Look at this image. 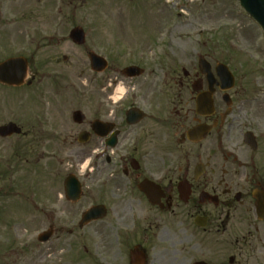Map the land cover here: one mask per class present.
I'll return each mask as SVG.
<instances>
[{"label":"rangeland","instance_id":"1","mask_svg":"<svg viewBox=\"0 0 264 264\" xmlns=\"http://www.w3.org/2000/svg\"><path fill=\"white\" fill-rule=\"evenodd\" d=\"M2 5L3 18L18 16V32L0 42V60L25 56L27 78L34 80L12 90L0 86V125L13 121L22 128L20 135L0 138V264H128L134 244L146 249V264H190L187 248L159 240L149 228L153 216L144 202V217L127 216V195L112 194L107 172L93 178L92 168L104 161L89 154L92 142H77L81 126L71 115L80 110L90 120L101 82L131 64L154 71L166 103L178 91L177 72L196 68L199 55L212 68L222 62L233 73L234 109L239 99H264L260 26L237 0H4ZM23 11L31 13L23 17ZM74 26L85 32L82 45L68 37ZM89 51L107 60L102 73L90 69ZM130 85L129 101L138 91ZM68 172L83 182L75 203L63 196ZM96 204L106 207V216L79 227L80 214ZM49 227L53 235L38 241ZM228 227L208 236L206 262L264 264L263 255L238 256L252 255L254 247L240 249L237 218Z\"/></svg>","mask_w":264,"mask_h":264},{"label":"flooded vegetation","instance_id":"2","mask_svg":"<svg viewBox=\"0 0 264 264\" xmlns=\"http://www.w3.org/2000/svg\"><path fill=\"white\" fill-rule=\"evenodd\" d=\"M3 2L0 42L18 32V16L3 18ZM30 13L23 11L22 16ZM16 56L10 54L0 63ZM146 70L134 77L115 70V76L101 82V99L90 120L84 116L75 123L81 126L78 135L86 139L84 144L92 142L89 154L108 166L105 170L104 164L96 163L93 178L107 172L112 194L127 195V216L144 217V202L153 216L149 228L159 240L187 248L190 264L206 262L208 236L225 233L234 218L240 249L254 247L252 255L245 251L238 256H264V99H239L234 109L215 84L212 106L199 111L196 97L208 91L209 83L198 67H190L177 72L178 91L164 103L162 82ZM30 80L31 84L34 77ZM130 83L138 86L131 101ZM119 86L124 91L114 99ZM70 175L79 179L81 197L83 182L73 172L65 178ZM135 245L147 257L146 249Z\"/></svg>","mask_w":264,"mask_h":264},{"label":"water","instance_id":"3","mask_svg":"<svg viewBox=\"0 0 264 264\" xmlns=\"http://www.w3.org/2000/svg\"><path fill=\"white\" fill-rule=\"evenodd\" d=\"M240 4L245 8V10L261 25L264 30V0H239ZM69 37L72 42L76 44H83L85 42V33L83 29L79 26L72 28L69 32ZM88 58L90 61L91 69L97 72L103 71L107 62L101 56L95 54L94 52L88 53ZM198 66L202 73L206 74L208 79H211V83L215 80L213 78V74L210 70L209 63L203 58L199 57ZM217 76L221 81V86L224 89H229L234 84V78L228 67L222 63H219L215 67ZM27 72V60L24 57H13L9 58L0 63V82L8 85L20 86L23 84L24 79L26 77ZM124 72L129 75L139 74V69L137 66H128ZM211 93L208 96L204 94L198 96L197 99V107L199 109H204L206 106H209V102L211 99ZM227 96V95H225ZM209 99V101H207ZM227 99L230 104V98L227 96ZM72 118L75 122H80L83 119V114L79 111H74L72 113ZM21 132V128L17 126L13 122H8L5 125L0 126V136L6 137L11 134H19ZM81 141H85V138H79ZM64 190L66 197L72 201H76L79 198L80 188L79 183L68 177L64 183ZM106 209L102 205L93 206L86 210L82 216L79 226H83L84 224L92 221L101 219L105 216ZM52 235V230L48 229L45 232L41 233L38 236L39 241H46ZM130 258L132 264H144L145 263V255L143 251L139 250L138 247H134L130 251ZM195 264H205L203 262L195 263Z\"/></svg>","mask_w":264,"mask_h":264},{"label":"bare ground","instance_id":"4","mask_svg":"<svg viewBox=\"0 0 264 264\" xmlns=\"http://www.w3.org/2000/svg\"><path fill=\"white\" fill-rule=\"evenodd\" d=\"M123 91H124L123 87L119 86V87L117 88V94H116L113 98H114V99L119 98L120 95L123 93Z\"/></svg>","mask_w":264,"mask_h":264}]
</instances>
